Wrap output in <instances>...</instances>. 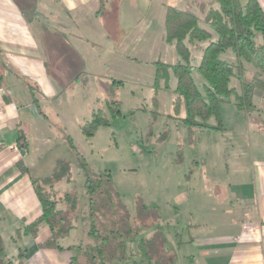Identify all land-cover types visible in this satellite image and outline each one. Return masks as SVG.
Masks as SVG:
<instances>
[{
  "label": "rangeland",
  "instance_id": "374dc122",
  "mask_svg": "<svg viewBox=\"0 0 264 264\" xmlns=\"http://www.w3.org/2000/svg\"><path fill=\"white\" fill-rule=\"evenodd\" d=\"M211 1L105 0V5L110 2L107 6L109 13L105 12L102 17L107 28L113 35H118L117 30L113 31V21L118 17L122 23L118 26L120 41L115 45L118 55L125 54L123 59H126V62L118 64L119 74L124 76L123 86L118 90L121 114L110 117V125L100 127L92 138L85 137L78 122L91 118L95 102L97 99L104 100L105 93L98 81L84 76L82 83H86V86L72 82L59 87L61 97L58 102L51 109L43 108L55 127L48 139L52 143L46 146L44 141L47 140L42 133L32 131L29 137L30 151L37 157L33 174L51 176L58 159L70 163L73 182L65 179L58 183L55 189L60 195L76 192L78 196H84L86 180L78 154L71 149L66 135L73 138L77 151L96 175H110L115 190L130 213V225L137 229L134 239L137 248L131 244L129 250L135 257L137 255L139 264L145 260L148 262L149 251L155 249L162 239H165L164 252L167 255L176 254L174 264H192L189 259L191 248L179 247L181 241L189 240L187 225L191 220L203 224L201 222H207L222 212L216 208L207 191L212 187L211 177L219 175L224 180L229 176L227 164L230 166L231 161L227 160V155L231 135L228 132L198 129L191 136L181 120L185 117L183 105L176 116L177 79L173 70L162 69L163 78L156 83L158 63L173 66L180 59L175 45L168 43L165 37L167 7L180 10L190 8L199 16L200 26L208 29L205 21L207 12L201 8V4ZM246 1L242 0V3ZM206 44L188 42L192 64L200 63L202 48ZM222 58L233 61L232 51L223 54ZM145 61L154 63L145 64ZM53 65L50 62V74L55 69ZM246 67L250 70L249 64ZM113 75L112 71L108 73V76ZM192 77L198 90L204 93L206 82L202 74L194 69ZM233 84L240 88L238 81H233ZM220 110L223 124L231 127L236 106L222 103ZM155 113L159 114L156 120ZM208 122L216 124L214 117ZM219 219L221 217L216 222ZM142 222L145 226L141 225ZM79 231L80 228L72 232L66 241H76ZM3 238L0 264H8L12 258L8 259L7 256L14 244L10 242L11 238ZM12 260L13 264H21L16 258Z\"/></svg>",
  "mask_w": 264,
  "mask_h": 264
},
{
  "label": "crops",
  "instance_id": "0c3cea01",
  "mask_svg": "<svg viewBox=\"0 0 264 264\" xmlns=\"http://www.w3.org/2000/svg\"><path fill=\"white\" fill-rule=\"evenodd\" d=\"M258 1L264 9V0ZM109 3L102 7L101 0H0V246L3 236L11 238L14 246L7 258H16L21 264H70L69 252L43 246L52 234L48 226H43L36 238L23 233L42 214L32 178L44 176L33 174L37 157L30 151L29 137L32 131L42 133L47 140L45 145L52 143L48 139L55 127L43 108L51 109L58 102L60 89L65 85L75 82L86 86L82 83L84 76L95 81L124 79L118 64L126 62L125 54L119 56L115 47L120 41L118 26L122 23L116 17L113 31L117 30L118 35H113L102 19ZM135 60L141 63L138 58ZM50 62L54 64L53 74ZM248 64L252 74L256 65ZM110 71L113 76H108ZM254 103L256 110L252 112H239L236 108L231 127L223 124V132L231 135L229 176L224 180L219 175L211 177L212 187L207 191L222 212L203 224L191 220L187 225L189 240L181 241L179 247L191 248L192 264H264L261 92L254 94ZM86 121L78 122L80 130ZM20 133L26 136L27 150L18 144ZM19 163L29 171L22 172ZM79 228L76 241L65 240L64 246L78 243L83 236L82 226ZM19 249L25 250L22 260L18 258Z\"/></svg>",
  "mask_w": 264,
  "mask_h": 264
},
{
  "label": "trees",
  "instance_id": "16d2710c",
  "mask_svg": "<svg viewBox=\"0 0 264 264\" xmlns=\"http://www.w3.org/2000/svg\"><path fill=\"white\" fill-rule=\"evenodd\" d=\"M101 1L104 7L105 0ZM201 5L207 12L205 21L208 29L200 26L199 16L190 8L180 10L167 7L165 37L168 43L175 45L180 59L173 66L159 62L156 79L158 83L163 78L162 69L173 70L177 79L176 116L183 105L185 117L181 120L191 136L198 129L225 130L220 110L222 103H233L239 112H252L256 110V91L261 92L264 102V9L259 1L247 0L243 4L242 0H212ZM188 42L198 45L207 42L202 48L198 65L192 64ZM228 51H232L234 61L222 58ZM250 62L256 65L252 74L246 67ZM194 69L205 79L204 93L198 90L194 82ZM1 80L0 74V85ZM97 81L105 98L97 99L91 118L81 125V131L87 138H92L100 127L109 126L110 117L121 114L118 90L124 82L116 79ZM233 81H238L240 88L234 86ZM33 91L31 88L32 95ZM33 100L36 102L35 98ZM155 114L154 120L159 115ZM211 117H214L216 124L208 122ZM66 140L78 154L86 179L84 196L80 197L76 192L60 195L56 191V186L62 180L73 182L70 163L59 159L51 176L32 178L42 214L26 226L24 235L36 238L39 230L48 226L52 234L43 246L69 252L70 264H139L137 255L135 257L129 250V246L135 242L137 229L130 225V213L115 190L110 175H96L77 151L73 139L67 135ZM18 144L22 150L28 149L24 134L18 136ZM19 168L25 173L29 171L23 163H19ZM143 209L146 210L144 206ZM78 225L82 226L83 236L78 243L64 246L63 242L78 229ZM141 225H144L143 222ZM164 240L149 251L148 262L145 260L141 264H174L176 256L164 252ZM24 256L25 250L19 249L18 258L22 260ZM8 264L13 262L9 261Z\"/></svg>",
  "mask_w": 264,
  "mask_h": 264
},
{
  "label": "water",
  "instance_id": "95a60500",
  "mask_svg": "<svg viewBox=\"0 0 264 264\" xmlns=\"http://www.w3.org/2000/svg\"><path fill=\"white\" fill-rule=\"evenodd\" d=\"M24 153V152H23Z\"/></svg>",
  "mask_w": 264,
  "mask_h": 264
}]
</instances>
